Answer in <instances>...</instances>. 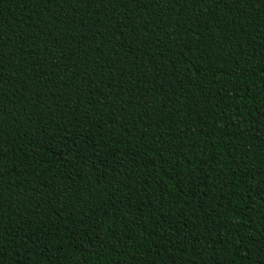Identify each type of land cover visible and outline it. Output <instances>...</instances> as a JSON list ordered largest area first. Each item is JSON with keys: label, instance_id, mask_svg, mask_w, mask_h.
Segmentation results:
<instances>
[{"label": "trees", "instance_id": "obj_1", "mask_svg": "<svg viewBox=\"0 0 264 264\" xmlns=\"http://www.w3.org/2000/svg\"><path fill=\"white\" fill-rule=\"evenodd\" d=\"M0 264H264V0H0Z\"/></svg>", "mask_w": 264, "mask_h": 264}]
</instances>
